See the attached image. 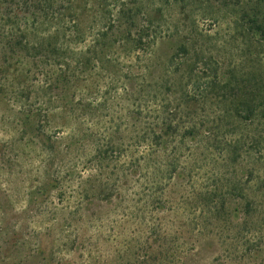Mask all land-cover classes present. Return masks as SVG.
<instances>
[{"label": "rangeland", "instance_id": "rangeland-1", "mask_svg": "<svg viewBox=\"0 0 264 264\" xmlns=\"http://www.w3.org/2000/svg\"><path fill=\"white\" fill-rule=\"evenodd\" d=\"M68 1L61 6L60 0H0V264H259L264 252L236 244L243 202L231 192L253 202L256 211L250 219H264V116L250 126L258 141L252 158L238 166L226 153L221 157L201 143L193 156L184 152L175 174L161 180L158 190L147 172L145 177L139 170L116 174L112 168L80 188L71 178L77 179L80 169L81 176L88 172L78 167L69 177L56 171V164L51 166L52 156L48 159V147H53L58 165H66L79 146H72L66 156L63 144L84 132L80 126L74 137L80 120L64 118V105L66 110L78 108L80 99L97 105L110 97L117 104L110 113L130 124L132 98L149 94L144 87L152 77L167 76L166 60L182 42L188 58L195 59L198 52V57L215 62L221 77L243 80L247 87L250 82L264 85V36L247 30L241 19L254 0H124L138 15L136 27L145 19L154 23L150 45L157 42L156 53L142 58L140 69L138 61L123 59L115 76L97 68L83 82L85 76L74 72L80 82L64 92L48 79L54 78L50 69L56 71L51 63L68 62L69 55H61L70 52L66 44L61 49L62 38L54 40L57 20L52 14L62 11L84 21L82 26L99 27L90 15L94 6L102 3L106 13L117 11L105 5L111 0ZM9 38L17 42L8 44ZM126 64H135L131 78L125 77ZM64 95L65 102L60 99ZM190 108L200 119L219 111L211 95L207 103ZM26 114L29 119L23 120ZM57 131L61 143L55 145L47 137ZM243 141L248 140L242 136ZM57 172V186H47ZM245 178H251L245 190H232ZM215 190L225 195V213L217 214L215 202H208ZM262 247L264 251V243Z\"/></svg>", "mask_w": 264, "mask_h": 264}, {"label": "trees", "instance_id": "trees-1", "mask_svg": "<svg viewBox=\"0 0 264 264\" xmlns=\"http://www.w3.org/2000/svg\"><path fill=\"white\" fill-rule=\"evenodd\" d=\"M67 1L60 0L59 4L62 6ZM263 4L264 0H254L252 6L243 13L241 18L247 30L262 36H264V11H261L264 9ZM105 5L115 7L117 11L116 14L110 10L106 13L102 3L94 6L90 15L95 23L102 24L99 27L82 26L84 21L79 22L73 17L63 15L62 11L52 14V17L57 20L54 23V40L62 38L61 49L65 44L66 48H70L68 54L61 55H69L68 62L53 61L51 63L57 72L50 69L54 78L52 80L48 77V79L54 81L57 89L66 92V89L70 90L72 86H76L80 81L74 72L85 76L81 80L83 82L87 76H91L90 72L92 70L94 72L97 68L103 72H111L115 76L119 72L117 67L124 64L121 62L123 59L138 61L137 68L140 69L141 59L149 53H156L154 48L157 42L154 41V44L150 45L156 33L152 21L145 19L143 24L136 27L134 21L138 19V15L130 7H125L128 4H125L124 0H111V3ZM129 25L135 27L132 29ZM170 36L172 38L173 34ZM39 39L42 38L39 37L37 40ZM8 41V44L17 42L16 40L13 42L12 38ZM52 46L55 52L56 45ZM172 51L169 59L166 60L167 76L163 74L166 77L161 75L152 77V81L144 87L149 94L143 95L141 92L139 96L132 98V103L128 107L132 120L130 124H127V121L123 123L122 117L110 113V110L117 106L110 101V97H104L102 101L96 103L97 105H93L92 102L85 105L82 103L83 99L77 101L79 106L75 104L78 108L71 107L66 110L64 105L62 107L64 118L73 115V118L80 120V123H75L78 126L74 130V137L79 133L80 126L84 127V132L78 140L71 141L69 145L63 144L62 149L66 151V156H69L68 152L72 146H79L77 154L72 159L69 157L70 160L66 165L64 163L65 167L62 164L58 165L59 159L52 153L53 147H48L50 152L48 159L52 156L51 166L56 164V171H64L69 177L72 176L70 172L78 167L83 169L82 173L88 172L86 177L81 176L80 169L78 178L75 179L74 176L71 178L72 182L78 183L77 187L80 185V188L91 185L97 179L95 176L101 175L105 169L112 168L115 173L119 170L127 173L134 170L144 171V177L147 172L152 179L150 182L156 185L155 189H157L161 180L175 174L184 152L187 151L190 157L193 156L192 150L200 147L201 143L219 155L226 153L230 156L229 160L238 166L244 162L245 158H252L250 152L258 141L253 139L250 126L255 123L256 118L261 119L264 116V85L261 82L254 83L247 80L246 82H250L247 87L248 84L243 80L235 77H221L215 62L198 57V52L195 53V59L188 58L189 49L184 42L173 46ZM4 61L6 62L5 58ZM153 62L154 60L151 61ZM199 62H201L200 70L197 67ZM134 65L124 66L127 71L126 78L135 75L132 69ZM182 67L184 70L181 69ZM1 90L0 88V92ZM89 93L91 92L83 93V95L87 96ZM210 95L218 103V113L214 112L210 119L205 116L200 119L196 117L194 111H189L192 105L207 103ZM60 99L65 102L66 95ZM98 111H103L104 114H97ZM23 117V120L29 119L28 114ZM62 123L68 124L66 121ZM121 124L126 125L122 128ZM58 133L59 131L57 135L50 134L47 140L58 145L61 143L60 140L56 141ZM237 135L239 139L235 137ZM242 136L248 141L241 142ZM190 142L195 146L191 147ZM59 178L57 172V175L45 184L55 187ZM250 181L251 178L239 180L238 186H234L232 190H245L243 186H248ZM102 184L106 186L109 182ZM71 187H74L72 183ZM231 193L234 194L233 198L239 197L243 202L240 209L244 219H240L242 222L236 225V244L246 247L245 250L252 248L253 253L264 252L262 247L264 219H250L256 211L253 202L247 200L240 192L235 194L232 191ZM207 198L209 203L215 202L213 209L217 214L226 212L225 195L215 190L210 192V197ZM259 264H264V259H260Z\"/></svg>", "mask_w": 264, "mask_h": 264}]
</instances>
